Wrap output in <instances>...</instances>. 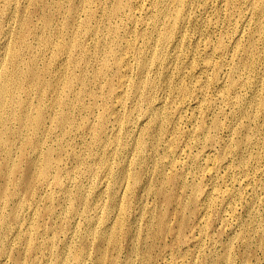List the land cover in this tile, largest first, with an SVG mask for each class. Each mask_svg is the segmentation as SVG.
I'll return each instance as SVG.
<instances>
[{
    "label": "bare ground",
    "instance_id": "1",
    "mask_svg": "<svg viewBox=\"0 0 264 264\" xmlns=\"http://www.w3.org/2000/svg\"><path fill=\"white\" fill-rule=\"evenodd\" d=\"M95 4L98 13L90 8ZM104 10L100 0H0V262L10 255L15 264H84L86 245L96 243L97 263L114 264L106 245L116 248L121 234L141 232L122 226L130 206L124 198L141 184L143 191L166 193L167 203L178 201L173 186L182 193L191 188L194 228L210 240L212 213L226 225L227 213L235 218L234 239L217 263L264 264V212L255 238L235 217L236 203L253 217L251 202L264 189V0H114ZM86 135V153L68 151L79 167L65 168L55 153ZM219 139L224 147L217 155L209 146ZM166 165L171 172L163 176ZM98 175L109 180L105 188L95 182ZM153 175L163 176L158 189L149 183ZM238 175L244 177L235 187L229 181ZM57 198L68 222L60 226L62 237L46 238L38 221L56 215ZM165 222L158 216V231ZM18 242L28 261L14 251ZM171 250L164 252L173 256Z\"/></svg>",
    "mask_w": 264,
    "mask_h": 264
},
{
    "label": "rangeland",
    "instance_id": "2",
    "mask_svg": "<svg viewBox=\"0 0 264 264\" xmlns=\"http://www.w3.org/2000/svg\"><path fill=\"white\" fill-rule=\"evenodd\" d=\"M9 1H11V3L12 4H14V3H19V4H24V1L25 0H9ZM61 2H62V4L63 5H66V4H68L69 2H71V1H73V2H75L76 3V5H78V0H60ZM96 1V0H95ZM99 1V0H98ZM101 1V6L105 9L104 10V13H105V11L108 9V7L110 6V4H111V2L112 1H114V0H100ZM21 6V5H20ZM90 8L92 9L93 8V11H95L96 13H98L99 12V8H97V4H95V5H91L90 6ZM79 15H80V19H83L84 17L86 18V13H84V12H82L81 10L79 11ZM34 20L36 21L37 20V18H35L34 17ZM82 23H84V24H88L89 25V23H86V21H83L82 20ZM55 25L57 26V27H61V25H62V18L61 19H59L56 23H55ZM89 26H93L92 24L91 25H89ZM96 55L98 56V55H101V53L98 51V50H96ZM96 69V67L95 68H93L92 70H90L89 72H92L93 70H95ZM93 89H95V90H98V88H93ZM187 114H188V112H186ZM81 116H85V114L84 113H81ZM181 127L183 128V129H187V128H189L190 127V125H189V122L187 121V119H185L182 123H181ZM224 137H226L227 135H223ZM88 136L86 135L85 136V139H84V141H71V144H72V146L73 147H62L61 149H60V151L56 154L55 153V155H58L59 153H61V154H59V156L61 157V159H63L62 160V162H63V164H65L64 165V167L65 168H68V169H73L75 166H77L76 165V160H74V156L71 154V153H68V151H70V150H76L77 151V153L79 154L80 153V155L84 152V153H86V151H87V148H89V147H87V145L86 144H88L89 143V137L87 138ZM220 140V141H219ZM218 141H217V143L215 142V143H213L212 145H210L209 147H212L213 148V150H215L214 152L216 153L218 150L219 151H221L222 150V148L221 147H224V146H222L223 145V143H224V141H221V139H219ZM54 140L52 139V140H50V141H48V143H50L51 145L52 144H54ZM74 142V143H73ZM75 144V145H74ZM82 144V145H81ZM77 145V146H76ZM88 146H89V144H88ZM63 148H64V151H63ZM68 149V150H66V149ZM83 148V149H82ZM78 149H79V151H78ZM201 149V148H200ZM199 149V150H200ZM81 150V151H80ZM192 150H193V152H195V151H197L198 150V148L196 149H194V148H192ZM83 151V152H82ZM217 152L216 154L217 155H220V152ZM63 152V153H62ZM163 152H162V150L160 149H158V153H157V155H160V154H162ZM241 154V153H240ZM63 155H64V157H63ZM72 155V156H71ZM69 157H70V159H69ZM66 158V159H65ZM73 160H72V159ZM177 159H179L180 160V162H183V156H181L180 158H177ZM72 160V161H71ZM178 160V161H179ZM204 160V161H203ZM66 161V162H65ZM114 162V163H113ZM118 161L115 159V160H113L112 161V166H113V168L115 169H117V163ZM208 162V161H207ZM203 163V164H202ZM206 163V161H205V158H203L202 160H201V164L202 165H204ZM209 163H211V161L209 162ZM212 163H213V161H212ZM68 165V166H67ZM114 165H116V166H114ZM149 165H151V163H149L148 164V166ZM212 165V164H211ZM167 166V165H166ZM165 166V170H163V173H162V175L164 176L167 172H171V169H170V167L169 166H167L166 167ZM77 167H79V166H77ZM220 170V169H219ZM166 171V172H165ZM193 171V174L194 173H196L195 171L196 170H192ZM192 171H191V173H192ZM224 171H225V169L224 168H221V170L218 172V176L221 178V175L223 174H225L224 173ZM168 174V173H167ZM197 174V173H196ZM195 175V174H194ZM198 175V174H197ZM222 175V176H223ZM154 176V177H153ZM152 177H150L149 179H150V181H149V183L152 185V187L153 188H155V189H158V187L160 186V180H159V178H161V177H163V176H161V175H153ZM157 176V177H156ZM160 176V177H159ZM199 176V175H198ZM259 176H261V175H259ZM263 176V175H262ZM195 177H196V175H195ZM200 177V176H199ZM238 179L236 180V181H229L230 182V184H234V186L235 187H237V186H239V184H237V183H239L242 179H243V177L244 176H240V175H238ZM95 178H96V180H95ZM94 178V180H95V182L98 184H100V182H102V184H101V186L103 187V188H105L106 186L105 185H107V183L109 182V180L107 179V177H103V176H101V175H98V176H96ZM152 178H154V179H157V180H154V179H152ZM195 179H198V178H195ZM195 179H194V181H195ZM152 180H153V184H152ZM260 180L261 181H263L264 182V177H260ZM91 181V179L90 178H88V177H86L85 179H83V181H82V183L84 184V185H88L89 184V182ZM99 181V182H98ZM108 181V182H107ZM155 181V182H154ZM105 182H106V184H105ZM157 182V183H156ZM228 182V183H229ZM116 184V183H115ZM155 184V185H154ZM220 184V183H219ZM157 185V186H156ZM105 186V187H104ZM137 186H141V184L139 185H137ZM135 187V191H134V193L133 194H130L131 195V197H130V195H127L128 197H125L124 198V201L125 200H127V198L129 199V202H128V205L130 204V206H129V208H127V211L124 213V218H123V224H122V226H124L123 228H125V229H131V228H133V227H135V226H137V228L139 229V231H141V232H139V234H138V236L136 237V236H134L132 233H131V231H130V233L128 232L127 234H125V236H124V234H121L120 236H119V238H118V242H117V247L116 248H112L111 249V246H109V248L107 249V247H108V245H106V247H105V251H106V258H107V260L108 261H110V260H113L114 261V259H115V261H114V264H126V262L125 261H129L130 263H132V264H148V262H150L149 264H170L169 263V261L171 262V264H220V263H217V261L215 260L216 259V256L219 254V253H221L222 252V248H223V245L225 244V243H227V241L228 242H230L231 240H233L234 239V234L235 233H233L236 229H237V226H235V224L233 223V222H235V218L234 219H232L230 216H228V214L229 213H225L226 214V217L228 218V225H226L225 224V222L224 223H221V222H219L220 220H215L216 219V216L214 215V213H212V215L211 216H213V217H211V219H208V224H207V226L208 227H210V230H211V235H209V236H211L212 237V241L208 238V236L207 235H205L204 233V235L203 234H201L202 233V231L200 232H198L196 229L197 228H194V226H196L197 225V221H196V218H195V214L197 213L196 211H198L197 209H198V205L196 204V203H193V202H190V201H192V199H191V195H192V193H191V188H188V190L187 189H184L183 190V193H182V189L181 188H179L177 185V188H176V186H173L172 188H171V192L172 193H174V195H175V197L176 198H178V201L177 202H169V203H167L166 202V199H165V197H166V193H160L161 194V196H160V194H158L157 192L155 193L154 191H143V187L141 186V187ZM219 186V185H218ZM246 187H249V185H247ZM140 188V189H139ZM141 188H143L142 190H141ZM174 188H176V189H174ZM139 189V190H138ZM154 189V190H155ZM178 189V190H177ZM181 190V191H180ZM264 189H261V190H259L258 191V195H259V198L261 199H259L258 201H255V203L254 202H251V208L250 209H253L252 211H253V214H254V216L252 217V215H251V213L249 212V210H248V208H245L244 206H242L241 205V203H236V205H235V207H236V212H235V217H236V220H238L240 223H239V226H241L242 224V226L243 227H249V232L251 233H249V235H252L251 237H253V238H255L256 237V232H255V230H256V224H257V221H258V219H259V217H260V215L261 214H263V212H264V191H263ZM138 191V192H137ZM143 191V192H142ZM168 191H170V190H168ZM167 191V192H168ZM173 191H175V192H173ZM179 191V192H178ZM261 191H262V193H261ZM138 194H137V193ZM149 192V193H148ZM141 193V194H140ZM142 193H143V195H142ZM177 193V194H176ZM154 194V195H153ZM178 194H180V195H178ZM260 194L262 195L261 197H260ZM85 195H87V197H88V199H89V197H91L90 195H89V192L87 191V193H85ZM135 195V196H134ZM138 195V196H137ZM141 195V196H140ZM158 195V196H157ZM186 197H185V196ZM164 196V197H163ZM133 197V198H132ZM136 197V198H135ZM141 197V198H140ZM179 197H181L180 199H181V201H180V199H179ZM107 198V199H106ZM135 198V199H134ZM58 199V198H57ZM57 199H55L54 200V202H53V206H54V208H55V210L57 211V213H55L56 215H53L52 216V218L50 217V216H47V215H42L41 216V218H39V221H38V223L42 226L43 224V226L42 227H44V228H46L47 230H48V232H47V234L48 235H46L45 237L47 238V237H62V226L64 225V224H66L67 222H68V217H65V215H63L62 213H61V211H60V208H61V204L63 203V201L61 200V199H58V201H57ZM111 199V196H108V195H103V201H105L106 203H108L109 202V200ZM159 199V200H158ZM60 200H61V202H60ZM132 200V201H131ZM57 201V202H56ZM128 201V200H127ZM127 201H125V202H127ZM141 201V202H140ZM160 201V202H159ZM132 202V203H131ZM157 202H159L158 204H157ZM180 202V204H178ZM189 202V203H188ZM263 202V203H262ZM58 203V204H57ZM188 203V205H186ZM192 203V204H191ZM76 204L78 205L77 207L78 208H80L79 207V202H76ZM166 204V205H165ZM195 204V205H194ZM60 205V206H59ZM157 205V206H156ZM163 205V206H162ZM170 205V206H169ZM175 205V206H174ZM181 205V206H180ZM57 206H59V207H57ZM81 206V205H80ZM160 206V207H159ZM165 206H166V208L167 209H165ZM169 206V207H168ZM178 206V207H177ZM185 206H187L186 208H185ZM194 206H196L197 208H195ZM143 207V208H142ZM244 207V208H243ZM141 208V209H140ZM173 210H172V209ZM175 208V209H174ZM196 210H194V209ZM169 209V210H168ZM177 209V210H176ZM181 209V210H180ZM192 209H193V211H192ZM146 210V211H145ZM165 210H166V212H167V215L166 216H164L165 214H166V212H165ZM184 210V211H183ZM255 210V211H254ZM137 211V212H136ZM150 211V212H149ZM163 211V212H162ZM187 211V212H186ZM144 212V213H143ZM171 212V213H170ZM173 212H175V213H173ZM178 213V214H177ZM181 213V214H180ZM195 213V214H194ZM155 214V215H154ZM157 214V215H156ZM184 214H186V215H184ZM60 216V217H59ZM158 216L160 217H163L164 218V222H165V229H163V230H159L158 231V228H159V226H158ZM181 216V217H180ZM183 216V217H182ZM194 216V217H193ZM239 216V217H238ZM43 217V218H42ZM173 217H174V219H173ZM180 217V218H179ZM248 217V218H247ZM65 218V219H64ZM147 218V219H146ZM156 218V219H155ZM178 218V219H177ZM189 219V220H187L186 222H185V225L186 226H184V227H182L181 226V219ZM195 218V219H194ZM244 218V219H243ZM251 218H253V219H251ZM42 219V220H41ZM62 219H64V221H62ZM148 221L149 219V221L147 222L146 220ZM154 219V220H153ZM246 219V220H245ZM75 220H77V218L75 219ZM73 221V225H75V226H78V225H80V220L77 222V221ZM157 220V221H156ZM169 220V221H168ZM177 220H178V222H177ZM194 220V221H193ZM254 220V221H253ZM41 221H43L42 223H41ZM144 221V222H143ZM175 221V222H174ZM242 221V222H241ZM244 221V222H243ZM55 222V223H54ZM59 222V223H58ZM130 222V223H129ZM137 222V223H136ZM255 222V223H254ZM48 223V224H47ZM52 223V224H51ZM58 223V224H57ZM75 223V224H74ZM126 223V224H125ZM146 223V224H145ZM189 223V224H188ZM246 223H248V224H246ZM53 224H55V226L53 225ZM125 224V225H124ZM130 226H128V225ZM178 224V225H177ZM187 224H188V226H187ZM232 224V225H231ZM249 224H250V226H249ZM62 225V226H61ZM220 225V226H219ZM235 227H234V226ZM47 226V227H46ZM61 226V227H60ZM147 226L148 227H150L152 230H154V231H152L151 229H149V228H147ZM169 226V227H168ZM179 226H181V227H179ZM230 226H233V227H230ZM238 226V227H239ZM41 227V228H42ZM48 227H50V228H48ZM59 227V228H58ZM127 227V228H126ZM155 227V228H154ZM158 227V228H157ZM185 227H187V228H185ZM250 227H251V229H250ZM253 227V228H252ZM55 230H54V229ZM145 228V229H144ZM147 228V229H146ZM157 228V229H156ZM179 228V229H178ZM225 228V229H224ZM60 231H59V230ZM149 229V230H148ZM156 229V230H155ZM171 229V230H170ZM175 229H177L176 231L178 232H176L175 231ZM239 229V228H238ZM252 229H253V231H252ZM255 229V230H254ZM57 230V231H56ZM151 230V231H150ZM167 230V231H166ZM182 230V231H181ZM184 230V231H183ZM145 231H147V232H145ZM158 231V232H157ZM191 231V232H190ZM196 231V232H195ZM57 232H58V234H57ZM149 232V233H148ZM155 232V233H154ZM168 232V233H167ZM171 232V233H170ZM252 232H255V233H252ZM54 233V234H53ZM60 233V234H59ZM151 233H153V234H155V235H153V234H151ZM156 233H158L157 235H156ZM174 233V234H173ZM182 233H183V235H182ZM199 233H200V235H199ZM56 234V235H55ZM130 234V235H129ZM131 234H132V236H131ZM143 234V235H142ZM166 234V235H165ZM177 234V235H176ZM255 234V235H254ZM142 235V236H141ZM151 235V236H150ZM153 235V236H152ZM163 235H165L164 237H163ZM181 235V237H182V239H181V237H179ZM200 237V244L199 245H196V244H194V242H193V239H191L193 236V238H196V237H198V236ZM129 236H131L130 238H129ZM134 236V237H133ZM141 236V237H140ZM156 236V237H155ZM127 237V238H126ZM153 237V238H152ZM176 237H179V238H176ZM136 238V239H135ZM175 238V239H174ZM206 238V239H205ZM221 238V239H220ZM133 239V240H132ZM155 239V240H154ZM160 239V240H159ZM196 239H199V238H196ZM73 240H75V237L73 238ZM141 240H143V241H141ZM178 240V241H177ZM141 241V242H140ZM146 241V242H145ZM154 242V243H151V242ZM159 241V242H158ZM208 241V242H207ZM150 242V243H149ZM188 242V243H187ZM204 242H206V243H204ZM141 243V244H140ZM148 243L150 244V245H148ZM156 243V244H155ZM19 244H21L20 246H19ZM93 244V245H92ZM135 245L136 246V244H137V246H136V249H135V251H133L132 249H131V247H132V245ZM144 244V245H143ZM152 244H154V245H152ZM210 244H212V245H210ZM235 244V245H234ZM234 244H233V247H234V250H235V252H237V254H240L242 251H243V247L241 246V245H238L237 243H235L234 242ZM92 245V246H91ZM105 245H103V246H105ZM141 247H143V249H140V246ZM152 245V246H151ZM201 245V246H200ZM202 245H204V246H202ZM205 245H206V247H205ZM221 245V246H220ZM24 244L22 243V242H18L17 243V248H15V252L17 253V254H19V256L22 254V256H20V258H26V261H28L29 260V256H26V254L24 253ZM96 243H90V244H87L86 245V247H88L87 248V250H88V254H89V256H87V258L85 259V263L84 264H98L97 262V252L95 253V251L97 250L96 249ZM127 246V247H126ZM148 246V247H147ZM154 246V247H153ZM166 246V247H165ZM200 248H198V247ZM207 246H208V249H207ZM210 246V247H209ZM21 247V248H20ZM145 247V248H144ZM180 247H182L181 249H185L186 251H184V253L183 254H179L178 252L180 251ZM186 247V248H185ZM23 248V249H22ZM94 248H95V251H94ZM172 249L171 251H172V254H173V256L171 255V254H169V253H166V252H164L165 250H167V249ZM176 248H178V249H176ZM204 248V249H203ZM17 249V250H16ZM20 249V250H19ZM109 249H111V251L109 250ZM131 249V250H130ZM148 249H152V250H148ZM165 249V250H164ZM214 249V250H213ZM108 250H109V252H108ZM139 250V251H138ZM140 250H142V254H141V251ZM143 250H146V251H143ZM148 250V251H147ZM173 250H175V251H173ZM152 251V252H151ZM20 252V253H19ZM129 252H131V253H129ZM138 252V253H137ZM95 253V254H94ZM109 255H108V254ZM110 253H112V254H110ZM186 253V254H185ZM120 254V255H119ZM128 254H130L129 256H131L130 258H129V256H128ZM132 254V255H131ZM150 254L152 255V256H150ZM165 254V255H164ZM169 254V255H168ZM176 254V255H175ZM178 254V255H177ZM261 254V253H260ZM259 254V255H260ZM111 255H113V256H111ZM144 255V256H143ZM146 255V256H145ZM149 255V256H148ZM168 257H167V256ZM171 255V256H170ZM110 256V257H109ZM141 256V257H140ZM147 256H148V258H147ZM261 256V255H260ZM93 257V258H92ZM172 259H171V258ZM173 257H174V259H173ZM214 257V258H213ZM6 259H5V262L4 263H2V262H0V264H15V260L10 256V255H8V256H6L5 257ZM113 258V259H112ZM145 258V259H144ZM147 258V259H146ZM150 258V259H149ZM165 258V259H164ZM176 258V259H175ZM10 259H12V260H10ZM22 259H20V261L22 260ZM23 259V260H24ZM28 259V260H27ZM95 259H96V262H95ZM117 259V260H116ZM125 259V260H124ZM128 259V260H127ZM136 259V261H134ZM142 259H143V261H145L146 260V262H143L142 261ZM170 259V260H169ZM10 260V261H9ZM106 260V261H107ZM124 260V261H123ZM149 260V261H148ZM169 260V261H168ZM172 260H174V261H172ZM179 260V261H178ZM118 261V262H117ZM152 261V262H151ZM214 262V263H213ZM236 263L237 264H240L241 263V261L239 260V259H237V261H236ZM258 263V261H256V263L255 264H257Z\"/></svg>",
    "mask_w": 264,
    "mask_h": 264
}]
</instances>
